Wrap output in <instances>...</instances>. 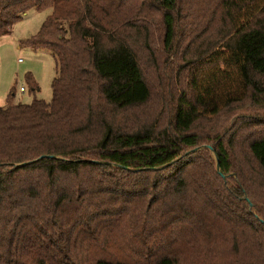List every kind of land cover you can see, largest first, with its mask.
Listing matches in <instances>:
<instances>
[{
  "label": "trees",
  "instance_id": "16d2710c",
  "mask_svg": "<svg viewBox=\"0 0 264 264\" xmlns=\"http://www.w3.org/2000/svg\"><path fill=\"white\" fill-rule=\"evenodd\" d=\"M31 8L56 75L0 106V264H264V0H0V37Z\"/></svg>",
  "mask_w": 264,
  "mask_h": 264
},
{
  "label": "rangeland",
  "instance_id": "374dc122",
  "mask_svg": "<svg viewBox=\"0 0 264 264\" xmlns=\"http://www.w3.org/2000/svg\"><path fill=\"white\" fill-rule=\"evenodd\" d=\"M50 13L51 8H31L12 26L9 34L0 37V106L8 104L7 96L11 90V103L14 104L29 103L34 98L51 100V81L56 75L51 52L20 43L35 34ZM27 73L37 82V91H32L29 87Z\"/></svg>",
  "mask_w": 264,
  "mask_h": 264
},
{
  "label": "water",
  "instance_id": "95a60500",
  "mask_svg": "<svg viewBox=\"0 0 264 264\" xmlns=\"http://www.w3.org/2000/svg\"><path fill=\"white\" fill-rule=\"evenodd\" d=\"M208 147H209L210 150H212V147L211 146H208ZM217 166L219 167V163L218 162H217ZM218 172L221 173V171L219 170V168H218Z\"/></svg>",
  "mask_w": 264,
  "mask_h": 264
},
{
  "label": "built area",
  "instance_id": "2783aa9c",
  "mask_svg": "<svg viewBox=\"0 0 264 264\" xmlns=\"http://www.w3.org/2000/svg\"><path fill=\"white\" fill-rule=\"evenodd\" d=\"M21 89H23V88L21 87Z\"/></svg>",
  "mask_w": 264,
  "mask_h": 264
},
{
  "label": "crops",
  "instance_id": "0c3cea01",
  "mask_svg": "<svg viewBox=\"0 0 264 264\" xmlns=\"http://www.w3.org/2000/svg\"><path fill=\"white\" fill-rule=\"evenodd\" d=\"M21 88V87H20Z\"/></svg>",
  "mask_w": 264,
  "mask_h": 264
}]
</instances>
